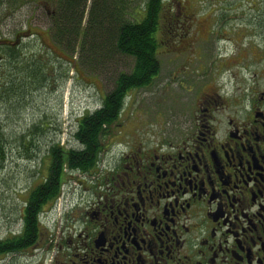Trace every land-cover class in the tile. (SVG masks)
Here are the masks:
<instances>
[{
  "label": "flooded vegetation",
  "instance_id": "1",
  "mask_svg": "<svg viewBox=\"0 0 264 264\" xmlns=\"http://www.w3.org/2000/svg\"><path fill=\"white\" fill-rule=\"evenodd\" d=\"M63 3L0 0V19L14 25L0 48H27L33 33H48L35 18L61 14ZM206 88L190 116L127 131L112 167L99 157L66 177L76 187L59 226L42 228L29 249H41L35 264H264V87L228 78Z\"/></svg>",
  "mask_w": 264,
  "mask_h": 264
},
{
  "label": "rangeland",
  "instance_id": "2",
  "mask_svg": "<svg viewBox=\"0 0 264 264\" xmlns=\"http://www.w3.org/2000/svg\"><path fill=\"white\" fill-rule=\"evenodd\" d=\"M165 1L168 3L166 7L174 13L172 16L169 12V20L158 32L161 43L158 50L159 76L150 87L135 90L127 97L123 113L104 139V148L98 154L103 158L100 168L112 167L113 157L120 152L118 148H122L120 142L127 131L130 133L141 128L139 131L148 132L156 130L159 125L178 121L182 117L175 118L177 114L190 116L197 103L196 97H200L208 85L210 87L214 83L219 89L224 79L231 78L233 82L242 84L248 78H254L264 87V0ZM29 13H33V18L38 15H34V4ZM87 15L86 12V18ZM35 19L33 27L36 29L50 27L51 16L46 11L43 18ZM86 25L83 22L81 33ZM13 28V24L0 19L1 38L7 41L14 39ZM35 34L32 41H25L27 48L23 47V51L28 55L41 52L46 63L54 61L57 66L52 69L49 87L44 85L25 99L26 107L20 109L22 114L19 116L12 117L8 105L0 102V126L7 123L9 114L13 122L11 130L21 133L22 128H29L43 116L41 127L46 129L40 139L43 152L38 153L36 160L28 159L29 153L26 155L16 145H12L13 149L8 152L5 165L0 169V240L21 232L24 201L41 180L43 174L39 171L46 172L43 160L48 153L47 143L54 140L64 147H77L79 143L73 138L77 120L86 112L99 109L117 73L122 70L129 72L132 66L130 58H116V63L97 68L101 71L99 75L91 73L99 80L95 83L87 78L90 72H78V68L70 67L68 79L62 82L60 71L67 67L57 59L61 55L55 51L49 53V37L44 35L38 39ZM224 43L228 50L221 47ZM254 72L262 74L254 76ZM143 136L151 138L153 134ZM73 175L77 178L79 174ZM76 183L72 179L68 187L63 186V195L69 188L71 199ZM65 205L68 203L59 202L49 217L42 220L44 230L54 231L60 223V216L66 212ZM40 255L41 249L12 253L4 259L0 256V264H35L39 262Z\"/></svg>",
  "mask_w": 264,
  "mask_h": 264
},
{
  "label": "trees",
  "instance_id": "3",
  "mask_svg": "<svg viewBox=\"0 0 264 264\" xmlns=\"http://www.w3.org/2000/svg\"><path fill=\"white\" fill-rule=\"evenodd\" d=\"M86 1L64 0L62 13L56 10L51 15L48 33L35 34L38 39L44 35L49 37V53L55 51L61 55L57 59L67 67L63 72L58 70L62 73V82L68 79L70 67L78 68V72H90L87 78L95 83L99 80L92 74L101 73L97 68L116 63V58L131 59L132 66L129 72L117 73L99 109L88 111L77 120L74 137L80 144L78 149H65L54 140L47 143L48 153L43 160L46 172L39 171L42 178L24 201L21 232L0 240V256L24 252L38 242L42 230L39 214L60 196L61 185L71 173L65 169L85 172L94 168L98 154L104 148V139L124 111L126 98L135 90L150 87L159 76L161 43L158 32L169 20V12L170 15L174 13L166 7L168 3L165 0H93L86 8ZM83 22L87 25L81 33ZM0 50L4 58L0 63V102L8 105L12 117L19 116L26 107L25 99L38 88L49 87L52 69L57 65L54 61L46 63L41 52L28 55L21 48L7 45ZM42 117L29 128H22L20 133L11 130L13 122L8 114L7 123L0 126V169L13 149L12 145L26 155L29 153L27 158L30 160H36L38 153L43 152L40 139L46 129L41 127Z\"/></svg>",
  "mask_w": 264,
  "mask_h": 264
},
{
  "label": "bare ground",
  "instance_id": "4",
  "mask_svg": "<svg viewBox=\"0 0 264 264\" xmlns=\"http://www.w3.org/2000/svg\"><path fill=\"white\" fill-rule=\"evenodd\" d=\"M92 1L93 0H87L86 1V8H89L90 7V5L92 4ZM13 69V68H12ZM14 70V69H13ZM81 118V117H80ZM75 132H76V130H75ZM75 134V133H74ZM74 134H73V138L75 139V137H74Z\"/></svg>",
  "mask_w": 264,
  "mask_h": 264
}]
</instances>
